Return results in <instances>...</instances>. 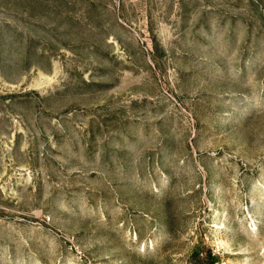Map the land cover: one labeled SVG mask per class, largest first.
<instances>
[{"label":"rangeland","instance_id":"obj_1","mask_svg":"<svg viewBox=\"0 0 264 264\" xmlns=\"http://www.w3.org/2000/svg\"><path fill=\"white\" fill-rule=\"evenodd\" d=\"M0 264H264V0H0Z\"/></svg>","mask_w":264,"mask_h":264}]
</instances>
